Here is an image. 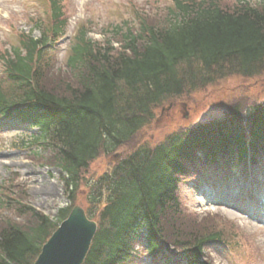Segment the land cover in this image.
I'll list each match as a JSON object with an SVG mask.
<instances>
[{"label": "trees", "instance_id": "obj_1", "mask_svg": "<svg viewBox=\"0 0 264 264\" xmlns=\"http://www.w3.org/2000/svg\"><path fill=\"white\" fill-rule=\"evenodd\" d=\"M223 2L171 0L155 23L137 11L135 23L116 26L104 43L82 27L66 61L73 82L60 90L42 80L49 64L46 32L41 38L23 34L19 45L0 53L8 76L0 79V114L38 127L28 145L49 153L42 165L61 168L71 202L86 189L87 213L99 221L84 264H132L142 242L165 256L168 245L177 247L190 264H199L208 242L222 239L220 229L192 227L181 183L192 176L188 163L200 149L205 162L216 156L233 161L238 153L246 171L251 152L257 163L264 153V103L234 105L210 123L173 132L153 146L139 144L91 181L85 172L101 155L129 144L156 107L231 75H264V0ZM48 3L50 29L59 33L65 25L61 0ZM12 182L0 184V264H33L71 206L52 220Z\"/></svg>", "mask_w": 264, "mask_h": 264}, {"label": "rangeland", "instance_id": "obj_2", "mask_svg": "<svg viewBox=\"0 0 264 264\" xmlns=\"http://www.w3.org/2000/svg\"><path fill=\"white\" fill-rule=\"evenodd\" d=\"M169 1L63 0L66 32L55 44L54 50L46 54L49 64L42 79L45 86L60 90L66 83L73 82L72 72L63 63L72 44L73 39L70 37L80 23H90L88 26L94 28L92 35L99 41H104L101 40V30L124 24L127 19L131 20L132 9L128 3H134V10L146 12L149 20L155 23L158 19H164V6ZM233 1L235 0H224L223 5L230 6ZM46 20V0H0V53L18 45L21 32L40 36L36 24L47 28L49 23ZM1 72L0 66V74ZM255 103H264V75L256 78L231 75L219 79L211 85L187 92L156 107L151 123L136 133L129 144L117 151L126 155L139 144L148 143L153 146L164 141L173 132L222 117L234 105L245 109ZM20 128L16 122H4L0 118V183L12 178L15 192L26 194L28 201L40 211L57 216L60 208L71 203L64 192L61 171L56 165L42 166L41 163L50 161L49 153L38 150V154H35L32 149L23 147L22 141L27 137L26 133H33L35 129ZM113 155H101L93 161L85 172L86 180L96 179L108 171L114 163L111 158ZM259 177L264 179V175ZM260 183L264 187V182ZM242 186L243 179L235 187L221 189L218 198L211 201L206 195H200L198 191L181 184L182 208L192 227L220 229L224 240L230 244L229 247L212 243L205 248L204 255L212 264H245V248L254 250V264H264V211L258 206L247 207L250 202L247 201L246 189L244 194ZM238 198H241L242 204ZM227 202L241 208L245 206L248 211L261 215V219L226 206ZM75 204L89 207L86 189L78 192ZM9 217L21 221L20 217Z\"/></svg>", "mask_w": 264, "mask_h": 264}, {"label": "water", "instance_id": "obj_3", "mask_svg": "<svg viewBox=\"0 0 264 264\" xmlns=\"http://www.w3.org/2000/svg\"><path fill=\"white\" fill-rule=\"evenodd\" d=\"M97 223L76 205L42 246L34 264H82L88 254Z\"/></svg>", "mask_w": 264, "mask_h": 264}]
</instances>
